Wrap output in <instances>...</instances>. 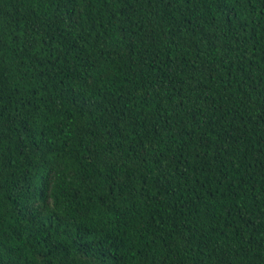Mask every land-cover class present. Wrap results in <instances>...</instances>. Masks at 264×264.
I'll return each mask as SVG.
<instances>
[{"label":"trees","instance_id":"obj_1","mask_svg":"<svg viewBox=\"0 0 264 264\" xmlns=\"http://www.w3.org/2000/svg\"><path fill=\"white\" fill-rule=\"evenodd\" d=\"M0 264H264V0H0Z\"/></svg>","mask_w":264,"mask_h":264}]
</instances>
